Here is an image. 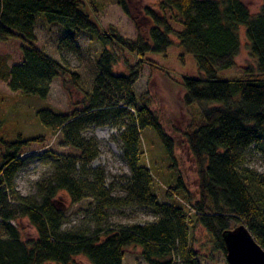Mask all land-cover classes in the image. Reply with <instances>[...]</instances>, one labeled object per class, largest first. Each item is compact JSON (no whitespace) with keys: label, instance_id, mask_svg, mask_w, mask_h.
<instances>
[{"label":"trees","instance_id":"trees-1","mask_svg":"<svg viewBox=\"0 0 264 264\" xmlns=\"http://www.w3.org/2000/svg\"><path fill=\"white\" fill-rule=\"evenodd\" d=\"M84 4L83 0H0V41H23L22 61L0 70V77L22 96L47 98L56 78L81 87L78 72L37 45L39 19L64 29L60 51L81 52L80 33L91 34L103 45L98 58L103 74L131 82L138 79L143 63L160 69L147 53L167 52L175 35L180 45L196 56L203 72L181 81L184 104L201 107L200 118L194 115L185 127L198 166L200 196L192 201L181 175L165 190L172 202H161L153 190L154 178L142 148L143 130L149 126L156 129L174 160L173 167L174 139L149 104L136 105L135 96L126 101L128 113L123 114L126 121L120 126L124 157L133 172L127 196L113 194L115 189L107 186L102 169L88 170L99 154V141L84 135L85 129L119 116L116 106L107 107L95 89L87 92L88 106L72 114L52 108L38 112L43 123L62 131L65 144L79 154L55 155V173L38 181L37 195L22 194L16 178L24 167L26 149L33 142H43L44 137L20 133L12 141L0 139V264H82L76 260L79 255L90 264H125L127 250L134 245L142 248V256L150 264H176L177 258L185 264H202L191 238V229L198 224L212 236L214 250L225 254L224 232L241 224L264 247V173L246 165L252 146L264 155V0L256 14L243 0H159V11L146 8L153 26L147 35L140 33L136 38L104 30L84 10ZM121 4L129 14L127 3L122 0ZM242 26H246L257 66L246 67L243 75L221 79L220 70L237 64ZM130 55L138 62L132 64ZM118 64L130 73L117 74ZM61 191L74 203L94 199L93 231L64 229L67 215L60 204ZM6 205L9 208H4ZM132 205L148 206L160 218L117 228L105 225L110 210ZM188 207L194 219L186 212ZM17 215L30 220L37 238H23L20 228L12 223Z\"/></svg>","mask_w":264,"mask_h":264},{"label":"rangeland","instance_id":"rangeland-1","mask_svg":"<svg viewBox=\"0 0 264 264\" xmlns=\"http://www.w3.org/2000/svg\"><path fill=\"white\" fill-rule=\"evenodd\" d=\"M83 1L84 10L104 30L117 32L127 38H136L140 33L147 35L153 26L152 19L146 14L147 7H153L159 11V0H124L129 8V14L121 4L122 0ZM243 1L253 14L258 13L263 5V0ZM36 31L37 45L63 61L71 71L78 72L81 75V87L70 81L66 83L61 78H56L47 98L22 96L12 91L8 81L0 77V139L12 141L20 133L25 136L42 135L44 137L43 142H33L23 154L25 164L16 178L17 189L24 195H37L38 181L52 177L55 173V155L79 154L65 144L62 131H55L43 123L38 112L52 108L58 112L72 114L76 109L88 106L90 97L87 92L96 89L99 97L107 103V107L116 106L118 109L116 113L119 116L106 123L92 124L85 129L84 135L94 136L99 141V154L89 165L88 170L102 169L105 172L107 186L115 189L113 194L118 197L127 196L133 182V172L124 157L120 126L126 121L123 114L128 113L126 101L135 96L136 105L141 106V102L149 104L159 115L166 132L174 139L175 167H173L174 160L169 156L156 129L149 126L143 130L142 148L146 152L145 161L154 178L153 190L159 195L161 202H172L166 198L165 190L175 184L181 175L192 201L198 200L199 171L185 135V127L194 119V115L200 118L201 107L197 103L191 108L184 104L185 91L181 84L186 76H202L203 72L199 68L196 56L187 52L173 35L171 37L174 43L167 52L147 53V58L155 62L160 69L143 63L138 79L131 82L123 77L113 79L103 74L98 66L103 45L92 38L91 34L80 33L78 42L81 52L75 53L67 49L59 50L60 41L64 35V29L61 26L51 25L39 19ZM241 41L236 66L220 70L221 79L243 75L246 67L257 66V59L251 54L246 26L241 27ZM22 46L23 41L18 38H11L6 42L0 41L1 71L22 61ZM130 57L132 64L139 60L135 56L130 55ZM116 69L117 74L130 73L129 68L123 64H118ZM128 87L132 90L131 92ZM1 148L2 146L0 151H2ZM246 165L259 173H264V155L255 146L248 150ZM180 198L182 199L183 196L181 195ZM59 199L67 215L64 229L93 231L96 228L92 218L95 204L93 198L87 197L74 203L66 191H61ZM179 203L184 201L180 200ZM4 208L7 209L9 206L6 205ZM13 209H16L14 202ZM186 212L191 214V219H194L189 207ZM109 218L105 225L117 228L135 223L154 222L160 218V214L148 206L132 205L110 210ZM12 223L20 228L24 239L38 237L36 228L27 217L17 215ZM191 238L202 264H229L227 254L214 250L212 236L206 228L198 224L191 229ZM76 260L82 264H90L83 255L77 256ZM125 264H150V262L142 256V248L134 245L127 250ZM176 264L185 263L177 258Z\"/></svg>","mask_w":264,"mask_h":264},{"label":"water","instance_id":"water-1","mask_svg":"<svg viewBox=\"0 0 264 264\" xmlns=\"http://www.w3.org/2000/svg\"><path fill=\"white\" fill-rule=\"evenodd\" d=\"M224 239L229 264H264V247L246 225L226 230Z\"/></svg>","mask_w":264,"mask_h":264}]
</instances>
